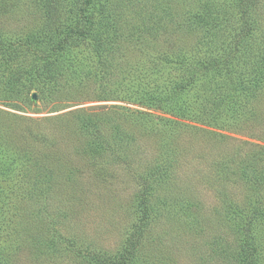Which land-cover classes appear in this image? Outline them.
<instances>
[{
  "label": "rangeland",
  "instance_id": "obj_1",
  "mask_svg": "<svg viewBox=\"0 0 264 264\" xmlns=\"http://www.w3.org/2000/svg\"><path fill=\"white\" fill-rule=\"evenodd\" d=\"M103 1L116 53L102 78H67L64 68L43 91L17 85L12 70L0 80V264H107L130 246L131 264H244L248 253L264 264V0ZM70 2L0 0V38L17 46L40 35L50 12L54 26L67 23ZM206 4L218 18L199 23ZM176 46L198 52L201 77L222 58L260 75L235 101L241 117L215 118L217 103L236 97L226 81L193 91L199 107L212 100L199 112L209 124H160L175 118L130 103L122 84L141 64L169 68ZM36 56L21 52L11 66L44 65L47 54ZM8 67L0 54V77Z\"/></svg>",
  "mask_w": 264,
  "mask_h": 264
},
{
  "label": "trees",
  "instance_id": "obj_2",
  "mask_svg": "<svg viewBox=\"0 0 264 264\" xmlns=\"http://www.w3.org/2000/svg\"><path fill=\"white\" fill-rule=\"evenodd\" d=\"M70 1L69 11H64L67 14L65 17L67 23L63 22L59 27L54 26V21L51 19L53 12H50L47 17L50 26L46 28L49 32L42 28L43 31L40 35H35L36 32L35 34L33 32L28 33L23 38L25 41L20 39L17 46L10 44V41H8V44L3 42V37L7 34L2 35L0 38V54L9 67L7 71L3 72L4 75L0 77L1 81L3 77H8L9 73L13 71L11 78L17 82V85H22L25 80H28L34 91H43L52 81H59L64 68L68 72L67 78L69 76L75 78L83 76L89 79H100L108 73L107 71L116 53L115 46L111 47L109 42L110 37L113 36L112 32L115 26L114 13L107 14V6L103 0ZM258 2L259 0H237V5L255 6V3L258 4ZM209 7V4L204 6L203 13H200L202 17L199 18V23H210L218 18V15H214V11ZM179 13L180 11H176L177 17L181 16L178 15ZM214 23L216 24L217 21ZM117 34L118 31H115L114 36ZM205 42L200 43L197 48L202 47ZM5 49L8 51L9 59L4 58ZM21 52L22 54L37 55L36 64L38 58L41 59L43 54H47L43 57L45 64L32 66L28 70L23 65L15 69L11 64L16 62ZM195 54V57L189 56L184 49L176 46V63L174 62L172 65L169 62V68L165 64L168 60L158 62L150 68L147 64H141L138 68H135L138 74L129 79L128 83L122 84L120 91L123 88V91H127L128 96L126 98L129 99L131 104L140 105L150 110L162 111L175 118V120H172L159 117L157 120L160 124L163 122L180 127L185 126V123L181 122L182 120H195L203 122L201 124H209L204 119V113L199 112L207 106L208 101L212 102V100L209 98L204 99L202 107H199L201 99L193 91L195 88L199 89L202 84L206 85L208 83L209 85L211 82L226 81L231 84V89L235 92L236 97L217 103L216 108L218 109L215 118L225 121V119L241 117L243 110L240 105L236 104L237 98L252 93L254 88L251 85L256 84L258 80H262L260 75L247 74L248 77H244L242 76L244 74H238L236 65L234 66L235 62L231 58H222L207 62L204 67L207 73L203 71L201 77L199 73L202 71L200 68L202 65L204 66V62L200 61L197 51ZM50 56H56L55 60H58V64L54 68H52L54 62L49 59ZM234 58L238 59L237 56H234ZM160 60L164 59L160 57ZM162 70L164 71L161 72ZM186 71H188V76L185 74ZM133 79L134 81H131ZM129 83L130 86H128ZM12 90V93L17 92L15 88ZM3 94L0 92V101L8 99ZM234 102L235 104L231 105ZM206 110H208V106ZM136 113L142 114L141 112H135L134 114ZM144 115L154 118L149 113H144ZM140 200L141 221H145L150 214L147 207L148 198L142 193ZM251 230V227L246 229L247 232ZM133 257V247L130 246L118 259L108 258L106 261L107 264H131ZM245 260L248 262L244 264H254L253 256L250 253L247 254Z\"/></svg>",
  "mask_w": 264,
  "mask_h": 264
},
{
  "label": "water",
  "instance_id": "obj_3",
  "mask_svg": "<svg viewBox=\"0 0 264 264\" xmlns=\"http://www.w3.org/2000/svg\"><path fill=\"white\" fill-rule=\"evenodd\" d=\"M33 100H37V94L36 93L33 94Z\"/></svg>",
  "mask_w": 264,
  "mask_h": 264
}]
</instances>
